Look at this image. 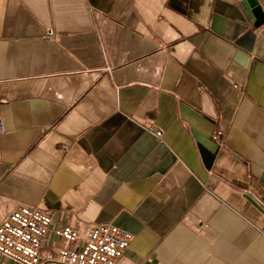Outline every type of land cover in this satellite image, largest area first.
<instances>
[{"label": "crops", "instance_id": "obj_1", "mask_svg": "<svg viewBox=\"0 0 264 264\" xmlns=\"http://www.w3.org/2000/svg\"><path fill=\"white\" fill-rule=\"evenodd\" d=\"M242 2L0 0V222H112L135 236L116 264H264V25Z\"/></svg>", "mask_w": 264, "mask_h": 264}, {"label": "built area", "instance_id": "obj_2", "mask_svg": "<svg viewBox=\"0 0 264 264\" xmlns=\"http://www.w3.org/2000/svg\"><path fill=\"white\" fill-rule=\"evenodd\" d=\"M47 37L55 35L51 28ZM6 132L0 120V138ZM154 134L161 138L163 131ZM221 131L214 134L220 137ZM1 159V147H0ZM53 232L57 239H52ZM134 234L112 222L95 223L81 237L72 223H58L54 209L21 204L0 222V263L18 264H116Z\"/></svg>", "mask_w": 264, "mask_h": 264}, {"label": "water", "instance_id": "obj_3", "mask_svg": "<svg viewBox=\"0 0 264 264\" xmlns=\"http://www.w3.org/2000/svg\"><path fill=\"white\" fill-rule=\"evenodd\" d=\"M242 5L256 27L264 25V7L260 0H243ZM247 198L253 205L260 207L259 203L254 198L251 196H247Z\"/></svg>", "mask_w": 264, "mask_h": 264}]
</instances>
